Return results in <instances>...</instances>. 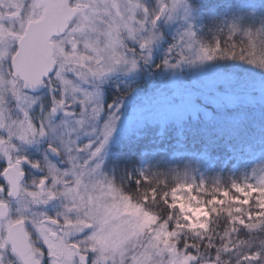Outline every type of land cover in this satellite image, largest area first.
<instances>
[{
  "label": "snow or ice",
  "instance_id": "obj_1",
  "mask_svg": "<svg viewBox=\"0 0 264 264\" xmlns=\"http://www.w3.org/2000/svg\"><path fill=\"white\" fill-rule=\"evenodd\" d=\"M206 21L220 33L211 43L198 31ZM221 60L264 72V0H0V264H264V159L227 186L191 167L247 162V117L220 122L194 103L218 86L219 105L257 102ZM144 65L180 74L150 92L133 80L105 102L112 74ZM137 97L138 114L123 116ZM121 125L133 148L155 129L141 154L188 163L171 181L141 173L125 187L104 170ZM260 143L264 158V123Z\"/></svg>",
  "mask_w": 264,
  "mask_h": 264
},
{
  "label": "trees",
  "instance_id": "obj_2",
  "mask_svg": "<svg viewBox=\"0 0 264 264\" xmlns=\"http://www.w3.org/2000/svg\"><path fill=\"white\" fill-rule=\"evenodd\" d=\"M217 0H198L197 4L204 3L206 7H212L216 4ZM200 37L207 43H211L216 35L220 33L217 30V25L205 22V25H202V29L199 31ZM243 42L241 41V46ZM219 64L226 66V71L233 75L235 80L240 84L247 85L246 91L249 95L255 96L257 102L255 103H237L236 108L228 107L224 110L226 113H236L242 112L247 114L246 117H250L255 113L259 114L258 119L247 120V127L244 130L243 136L240 138L242 144L245 145H255V148H261V144H256V137H261L262 123H264V105L259 102L260 97L262 96V87L260 80L264 78V72L256 69L254 66L238 60H228V61H218ZM174 129L170 130L168 136L171 138L173 136ZM155 136V129H148L145 138L135 145L133 148L132 142L126 140L118 148L115 149V155L113 161L120 157L119 167L113 168V161L111 163L110 176L114 175L116 179L123 182L125 187L128 188H137L139 185L136 184L135 177H140L141 173H147L149 175H157L158 177L163 178L166 176L169 181H171V174L169 172L170 168H181L183 169L184 165L188 163L186 160H171L166 157L167 162H159V157H153L147 153L146 158H149L150 163L146 168L139 172V165L141 163V149L148 145V141ZM247 153V152H245ZM127 158H130V162H125ZM201 169H205L203 165ZM196 161H192L191 167L196 169L199 167ZM243 164L239 167L229 166L227 168H214L207 169L205 171V176H202L204 180L207 181V184L211 187L215 180L219 179L224 185H229L233 179L242 180L244 175L242 173ZM127 171L128 176L125 177L124 173ZM196 175V173H195ZM197 180L199 181L200 176L196 175ZM160 210V209H158Z\"/></svg>",
  "mask_w": 264,
  "mask_h": 264
},
{
  "label": "rangeland",
  "instance_id": "obj_3",
  "mask_svg": "<svg viewBox=\"0 0 264 264\" xmlns=\"http://www.w3.org/2000/svg\"><path fill=\"white\" fill-rule=\"evenodd\" d=\"M196 1L198 0H195V2ZM178 26L179 25L176 22H173L171 24L169 23L162 24V29L167 31L168 35L165 41L161 43L159 46H157V48L154 51L153 60L155 63H159L160 59L166 54L167 46L172 42V38L175 36ZM201 29H202V25H198V31H200ZM198 67H204V66H198ZM192 70L193 69H189L185 67L183 71L182 75L186 83H190L193 80V77L191 75ZM179 74L180 72L177 69L164 68L163 70H156L150 65H144L138 73L133 74V76L130 78L126 77L125 74L123 73H114L109 77L108 81L104 85L105 102L110 103L111 99L118 94L119 89H127L128 91L125 94H130L132 89L136 87L133 80L139 82V87H141V89L150 92L151 88L155 84L166 79L168 75H179ZM150 78H154V79H150ZM262 89L264 90V87H262ZM226 91L227 89L223 86H218L216 89L205 90L194 97V103L198 105L200 108L215 114L216 119L220 122H223L229 116L234 115V114H227L226 112H224V110L228 107L236 108L235 107L236 104L219 105L215 102V97L223 94ZM261 92L262 95H264V91ZM143 94L144 93L141 92V96H143ZM140 103L141 100L139 97L134 98V101H129V105L124 109L122 115L127 116L129 114H138V107ZM244 115L246 116L247 114ZM258 117L259 114L255 113L254 115L248 117V119L254 121V119H258ZM127 137H128V131L123 127V125H121L117 128V131L114 133L113 137L111 138V141L108 146V154L104 169L108 175H110V172L112 171L111 163L115 155L114 153L115 149L118 148L124 141L128 140ZM87 139L88 137L82 138V140L85 141ZM260 141H261V137H256L255 143L260 145L261 144ZM245 148L247 152L245 153L247 162L243 164L244 170H242V173L243 175L246 174L250 175L251 169L259 165L262 162V159L264 158H262L260 155L261 148H255V145H245ZM144 155H146V152L141 154V164L139 165L140 166L139 172H141L144 168H146L150 163V160L144 158ZM200 167L201 166H199V171L196 172V175L202 178V176H205L204 173L207 169L206 168L201 169Z\"/></svg>",
  "mask_w": 264,
  "mask_h": 264
}]
</instances>
